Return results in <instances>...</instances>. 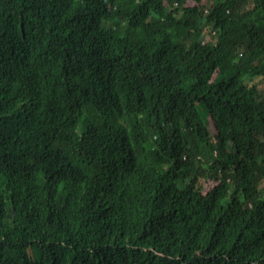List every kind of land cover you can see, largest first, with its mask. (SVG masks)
Returning a JSON list of instances; mask_svg holds the SVG:
<instances>
[{
  "label": "trees",
  "instance_id": "trees-1",
  "mask_svg": "<svg viewBox=\"0 0 264 264\" xmlns=\"http://www.w3.org/2000/svg\"><path fill=\"white\" fill-rule=\"evenodd\" d=\"M263 18L0 0V264H264Z\"/></svg>",
  "mask_w": 264,
  "mask_h": 264
},
{
  "label": "clouds",
  "instance_id": "clouds-1",
  "mask_svg": "<svg viewBox=\"0 0 264 264\" xmlns=\"http://www.w3.org/2000/svg\"><path fill=\"white\" fill-rule=\"evenodd\" d=\"M175 5L177 6V4H175ZM209 5H210V2L207 6H204L205 8L203 9V11L207 17H209V16L212 17L211 16V8H209ZM260 26H263V28H264V18H263V21L260 22Z\"/></svg>",
  "mask_w": 264,
  "mask_h": 264
},
{
  "label": "rangeland",
  "instance_id": "rangeland-1",
  "mask_svg": "<svg viewBox=\"0 0 264 264\" xmlns=\"http://www.w3.org/2000/svg\"><path fill=\"white\" fill-rule=\"evenodd\" d=\"M212 124V123H211ZM211 127H212V129H214V126H213V124L211 125ZM258 142H261V141H258ZM263 144H264V142H263ZM19 255H22V253H18V254H15V255H10V258L11 259H13V258H15V257H17V256H19Z\"/></svg>",
  "mask_w": 264,
  "mask_h": 264
}]
</instances>
